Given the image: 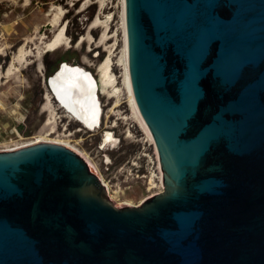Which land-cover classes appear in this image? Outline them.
<instances>
[{"label": "water", "instance_id": "95a60500", "mask_svg": "<svg viewBox=\"0 0 264 264\" xmlns=\"http://www.w3.org/2000/svg\"><path fill=\"white\" fill-rule=\"evenodd\" d=\"M125 21L165 190L117 204L67 146L1 150L0 264H264V0H125Z\"/></svg>", "mask_w": 264, "mask_h": 264}, {"label": "rangeland", "instance_id": "374dc122", "mask_svg": "<svg viewBox=\"0 0 264 264\" xmlns=\"http://www.w3.org/2000/svg\"><path fill=\"white\" fill-rule=\"evenodd\" d=\"M124 2L0 0V151L37 142L61 143L92 164L109 185L115 203L139 205L163 192L165 186L152 135L136 116L124 84ZM59 8L64 14L54 25L52 19ZM63 25L69 44L47 50L44 41ZM22 46L31 51L27 61L19 64L15 57ZM108 54L113 57L112 70L122 90L121 104L113 110L116 97L100 93L102 124L91 130L61 107L47 78L66 61L84 66L99 79V66ZM14 58L18 68L9 70ZM107 132L113 138L105 143Z\"/></svg>", "mask_w": 264, "mask_h": 264}, {"label": "bare ground", "instance_id": "6f19581e", "mask_svg": "<svg viewBox=\"0 0 264 264\" xmlns=\"http://www.w3.org/2000/svg\"><path fill=\"white\" fill-rule=\"evenodd\" d=\"M64 14L63 8H59V12L52 19L54 25H58L61 16ZM124 14H125V2H124ZM99 21V18L95 22ZM106 36V32L103 33ZM43 37V36H42ZM84 37L81 38V41ZM69 44V39L65 34V25H63L59 32H57L49 40L44 41V47L47 50H56L63 44ZM29 49L20 47L17 54L16 61L19 64L27 61V56L30 54ZM15 58L11 62L9 70L12 68H18L15 66ZM125 66V77L124 84L130 97V103L132 108L143 124L146 126L143 117L137 106L135 96L133 93L131 77L129 72L128 63V46L124 50V56L121 59ZM113 57L108 54L103 62L99 66L100 77L99 79L94 75L93 72L86 69L84 66L79 64H71L64 61L63 64V75H59L57 78H52V86L54 93L51 91L53 97L59 102L61 107H64L69 112L70 116L80 121L85 127L91 130L99 128L102 124L103 106L100 100L101 94H108L109 97H116L113 110L118 107L120 103V93L122 92L121 87L117 86V76L113 73ZM47 99L50 102L51 96L47 94ZM113 138L110 132L106 133L104 142H108ZM55 143V142H54ZM61 144V143H60ZM17 148H11L8 150H14ZM91 169L95 172L92 164L88 162ZM107 190L109 192V185L103 180Z\"/></svg>", "mask_w": 264, "mask_h": 264}, {"label": "trees", "instance_id": "16d2710c", "mask_svg": "<svg viewBox=\"0 0 264 264\" xmlns=\"http://www.w3.org/2000/svg\"><path fill=\"white\" fill-rule=\"evenodd\" d=\"M50 70V68L48 67V71Z\"/></svg>", "mask_w": 264, "mask_h": 264}]
</instances>
